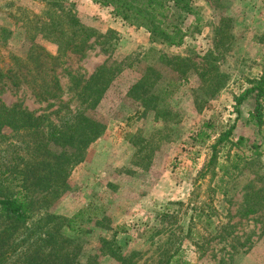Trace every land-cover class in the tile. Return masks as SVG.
Returning <instances> with one entry per match:
<instances>
[{
  "label": "rangeland",
  "instance_id": "1",
  "mask_svg": "<svg viewBox=\"0 0 264 264\" xmlns=\"http://www.w3.org/2000/svg\"><path fill=\"white\" fill-rule=\"evenodd\" d=\"M70 2L77 20L91 29L88 41L81 50L69 46L61 56L60 97L38 101L24 81L15 85L13 71L7 72L9 56L24 55L32 42L56 55L57 44L29 33L18 19H45L41 4L0 0V26L11 31L0 42V101L6 106L21 104L59 125L84 108L73 96L75 78L88 77L104 63L114 75L96 108L87 110L106 128L72 169L66 192L50 208L61 220L48 228L64 230V220L88 209L65 232L83 244L81 260L97 254V264H161L175 252L191 264H264V207L252 212L245 202L246 194L264 187V123L259 128L249 117L252 96L235 103V96L264 72V0H193L200 18L186 17L190 35L172 48L153 42L144 28L126 23L109 7ZM161 53L187 56L196 65L181 78ZM146 65L176 84L152 110L127 95ZM231 125L233 142L240 136L248 141L244 147H217L220 160L235 152L245 157L241 171L220 192L218 174L207 163L212 143ZM202 128L210 138L196 142ZM255 146L260 155H251ZM97 209L101 212L93 216ZM191 215L196 218L189 233ZM42 216L33 215L19 240L36 235ZM116 226L124 231L116 233L119 255L114 258L100 251L99 239L110 238Z\"/></svg>",
  "mask_w": 264,
  "mask_h": 264
},
{
  "label": "trees",
  "instance_id": "2",
  "mask_svg": "<svg viewBox=\"0 0 264 264\" xmlns=\"http://www.w3.org/2000/svg\"><path fill=\"white\" fill-rule=\"evenodd\" d=\"M35 1L42 5L41 15L45 19H41V16L37 18L39 15L18 19L29 33H39L44 39L55 42L58 53L54 55L43 45L32 42L24 55L9 56L11 66L7 72L13 71L11 76L15 79V85L24 81L38 101L56 100L61 95L56 72L63 65L61 56L71 45L76 50L84 48L89 37L87 32L91 29L77 20L71 0ZM91 1L109 7L115 16L126 23L144 28L151 40L164 48L180 47L185 37L190 35L189 28L183 25L187 16L195 15V20L200 18L193 0ZM10 34L9 29L0 26V42H4ZM160 58L171 63L172 69L181 78H185L196 65L187 56L161 53ZM113 76L112 68L104 63L88 77L75 78L71 85L73 96L84 108H78L59 125L54 124L46 113L37 114L21 104L9 107L0 101V264H97V254L87 255L82 261L83 244L65 232V229H74L76 221L88 209L80 210L64 220V230L61 226L56 230L48 226L61 220L50 208L66 192L72 169L85 159L91 144L106 128L87 110L96 108ZM174 88V82L163 78L153 65H146L127 95L141 102L146 110H152L163 98L170 97ZM250 96L254 98L255 106L249 112V117L260 128L264 123V72L254 79L250 87L235 96V103L238 105ZM203 126L211 128L212 124L205 123ZM233 129L234 125H231L218 135L211 145L207 163V169L218 174L217 188L220 192L224 191L225 183L241 171L245 158L243 154L235 152L227 154L223 160L219 159L217 147L220 144L236 147L247 145L248 139L243 136L234 142L230 139ZM210 135L202 128L197 131L195 141L204 142ZM254 148L251 155H260L257 146ZM245 196L249 211L264 207V187ZM250 201L253 202L250 204ZM37 212L43 213L44 222L37 228L36 235L32 236L31 232L19 240L20 232ZM99 212L101 209L95 210L93 216ZM194 215L190 216L189 233L196 218ZM119 231H124L123 226H116L110 238L99 239L101 252L118 257L119 246L115 236ZM192 241L197 247L202 245ZM161 264L191 263L175 252L165 255Z\"/></svg>",
  "mask_w": 264,
  "mask_h": 264
}]
</instances>
